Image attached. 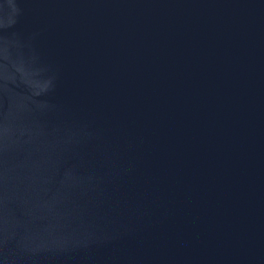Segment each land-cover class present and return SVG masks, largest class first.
<instances>
[{
	"label": "water",
	"instance_id": "water-1",
	"mask_svg": "<svg viewBox=\"0 0 264 264\" xmlns=\"http://www.w3.org/2000/svg\"><path fill=\"white\" fill-rule=\"evenodd\" d=\"M0 264H264V0H0Z\"/></svg>",
	"mask_w": 264,
	"mask_h": 264
}]
</instances>
